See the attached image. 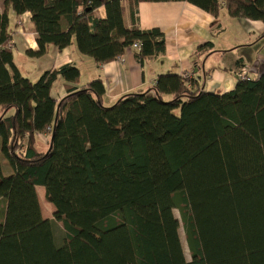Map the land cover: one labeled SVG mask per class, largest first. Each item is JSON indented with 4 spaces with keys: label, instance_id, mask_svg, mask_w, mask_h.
<instances>
[{
    "label": "trees",
    "instance_id": "16d2710c",
    "mask_svg": "<svg viewBox=\"0 0 264 264\" xmlns=\"http://www.w3.org/2000/svg\"><path fill=\"white\" fill-rule=\"evenodd\" d=\"M124 1L6 3L31 14L33 58L74 43L101 65L129 49L140 63L165 54L159 29L127 28ZM127 1L188 2L214 17L225 8L233 19L264 23V0ZM11 41L9 16L0 15V264H264V73L225 94L160 75L154 88L112 106L97 79L57 101L54 84L77 83L80 70L68 64L31 81L7 48ZM44 134L51 136L46 151ZM2 158L12 175H4ZM39 186L55 221L43 218Z\"/></svg>",
    "mask_w": 264,
    "mask_h": 264
},
{
    "label": "crops",
    "instance_id": "0c3cea01",
    "mask_svg": "<svg viewBox=\"0 0 264 264\" xmlns=\"http://www.w3.org/2000/svg\"><path fill=\"white\" fill-rule=\"evenodd\" d=\"M124 3L127 28H133L136 22L145 31L159 29L166 38L165 54L140 63L134 50L129 49L118 60L101 65L94 58L83 55L77 43L63 50L50 46L43 57H31L32 61H38L31 72L17 66L21 74L35 82L46 71L75 65L80 70L79 81L68 83L58 80L52 88V97L60 101L69 94L68 88L79 90L101 79L106 89L104 104L112 106L127 94L154 88L160 75L189 73L197 84L203 85L205 92L225 94L236 88L239 68H252L248 76L253 80L264 73V23L233 19L225 8L214 17L188 2H142L132 5L126 0ZM4 14L9 16L10 25V16L15 17L16 37H20L26 53L28 50L37 51V32L31 14L17 15L6 0H0V15ZM98 15L105 18V9H99ZM231 30L235 32L233 38L229 36ZM10 32L13 52L16 42L14 31L10 29ZM206 44H211L212 48L194 58V53ZM194 59H197L196 62ZM251 73L256 76H251ZM2 113L0 108V117ZM50 138L49 134L39 136L42 151L49 147ZM2 167L5 176L13 174V169L4 158ZM36 191L43 218L55 221L56 208L47 200L46 189L39 186ZM4 209L5 202L1 201L0 210ZM58 227L55 226L54 233L56 244L60 246L64 235Z\"/></svg>",
    "mask_w": 264,
    "mask_h": 264
},
{
    "label": "rangeland",
    "instance_id": "374dc122",
    "mask_svg": "<svg viewBox=\"0 0 264 264\" xmlns=\"http://www.w3.org/2000/svg\"><path fill=\"white\" fill-rule=\"evenodd\" d=\"M10 17H11L10 29H11V31H14V37H15L14 39H15V42H16V47L13 50L14 61H15L17 66L22 67V68L24 67V69H26V70L29 69V72H31L36 67V62H38V61H32L31 57L27 55L26 50H24V44L22 43L20 37H16L17 33H15V31H16L15 30V28H16L15 17L13 15L10 16ZM234 33H235L234 30H231L229 36H232V38H233ZM252 73H251V76L252 75L256 76V75H254ZM28 75H30V74H28ZM174 214H175L176 218L180 222H182L181 215H180L179 211L175 210ZM58 226H59L58 230H61L62 224L60 223ZM180 236H181L182 245H183V249H184L186 258H187L188 261H191V256H190V253H189V250H188V246H187V242H186V237H185V232H184L183 226L180 229Z\"/></svg>",
    "mask_w": 264,
    "mask_h": 264
},
{
    "label": "built area",
    "instance_id": "2783aa9c",
    "mask_svg": "<svg viewBox=\"0 0 264 264\" xmlns=\"http://www.w3.org/2000/svg\"><path fill=\"white\" fill-rule=\"evenodd\" d=\"M141 45L139 43L135 44L134 45V48L135 49H140ZM7 48L8 49H12L13 48V44L12 43H8L7 44ZM252 68H249V67H246V66H243L241 68L238 69L237 71V76L239 77V79L241 80H251L248 76L249 72L251 71ZM183 76L185 78H192V76L189 74V73H184Z\"/></svg>",
    "mask_w": 264,
    "mask_h": 264
},
{
    "label": "water",
    "instance_id": "95a60500",
    "mask_svg": "<svg viewBox=\"0 0 264 264\" xmlns=\"http://www.w3.org/2000/svg\"><path fill=\"white\" fill-rule=\"evenodd\" d=\"M53 139V138H52Z\"/></svg>",
    "mask_w": 264,
    "mask_h": 264
}]
</instances>
